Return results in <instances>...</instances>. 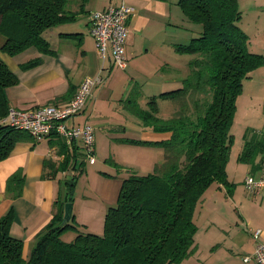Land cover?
I'll return each mask as SVG.
<instances>
[{
    "label": "crops",
    "instance_id": "0c3cea01",
    "mask_svg": "<svg viewBox=\"0 0 264 264\" xmlns=\"http://www.w3.org/2000/svg\"><path fill=\"white\" fill-rule=\"evenodd\" d=\"M252 2L256 15L264 17V0ZM110 3H124L133 9L127 19V65L121 69L113 65L109 51L104 60L100 58L89 31L90 12L104 9ZM237 3L240 8L241 0ZM76 9V5L71 8ZM83 9L75 19L46 30L44 37L52 52L42 53L32 46L15 55L0 50V59L18 79L4 89L7 106L24 109L65 104L83 76L99 73L104 77L103 82L92 88L83 109L66 123L92 124L97 159V141L101 140L99 135L96 137L97 132L109 144H142L156 147L160 152L162 146L153 142L168 139L171 132L154 130L138 118L132 105L146 109L150 97L180 87V80L185 77L183 68L194 55L180 54L174 45L189 41L197 29L186 21L177 0H88ZM247 34L250 51L264 54V20L249 28ZM38 56L41 57L39 64L26 69L21 67L22 63ZM158 102L157 98V105ZM235 103L229 128L232 142L225 167L230 186L213 182L204 197L201 196L197 203L202 201L199 206L204 207L205 212L201 232L197 227L191 254L175 264H258L253 259L244 261L243 257L253 252L257 241L264 242V187L249 192L243 179L248 174L258 177L264 162V63L243 79ZM4 119L5 116L1 117L0 122ZM130 132L140 138L131 137ZM122 139L150 143H130ZM57 141L65 145L61 138L53 135L19 141L12 152L0 160V217L13 209L10 234L22 240L24 257H28L36 235L52 218L56 199L64 198V181L74 172V152L77 153L75 158L81 159V149L76 142L65 151L73 157L70 156L69 167L53 176L51 171L63 159ZM109 151L101 157H106V162ZM46 161L52 166L45 167ZM156 163L159 162H154L152 168ZM18 169L24 174V188L19 196L13 197L6 191V181ZM106 173L105 176H109ZM121 180L118 175L103 177L101 199L113 200ZM91 207L92 211H86L73 200L74 219L79 230L101 234L109 206L98 202ZM247 228H260L259 237L253 238Z\"/></svg>",
    "mask_w": 264,
    "mask_h": 264
},
{
    "label": "trees",
    "instance_id": "16d2710c",
    "mask_svg": "<svg viewBox=\"0 0 264 264\" xmlns=\"http://www.w3.org/2000/svg\"><path fill=\"white\" fill-rule=\"evenodd\" d=\"M87 2L0 0V50L15 55L32 46L42 53L52 52L44 37L46 30L75 19ZM237 2L177 0L186 21L197 29L189 41L174 45L176 52L194 55L187 63L188 74L180 87L150 97L146 109L132 105L138 118L154 130L171 132L168 139L153 142L165 153L153 171L122 178L116 202L105 212L103 232L79 230L73 213L62 223L64 205L72 202L70 188L85 162L82 155L75 158L76 152L74 158L65 153L67 148L57 141L64 156L51 174L66 170L70 156L74 161V172L64 181V198L56 199L52 218L36 235L28 257L23 255L22 240L10 234L13 209L0 217V264H175L191 254L196 230L193 215L202 192L213 182L230 186L225 170L232 142L229 128L242 81L264 63V54L250 51L248 35L239 28L242 12ZM40 62L38 56L21 67ZM17 81L0 59V118L8 109L4 89ZM157 98L174 99L180 107L171 117L160 118ZM32 138L0 122V160L17 142ZM44 166L52 163L46 161ZM23 184L24 174L18 169L8 177L6 191L17 197ZM70 228L76 231L75 237L62 240Z\"/></svg>",
    "mask_w": 264,
    "mask_h": 264
},
{
    "label": "built area",
    "instance_id": "2783aa9c",
    "mask_svg": "<svg viewBox=\"0 0 264 264\" xmlns=\"http://www.w3.org/2000/svg\"><path fill=\"white\" fill-rule=\"evenodd\" d=\"M132 11V7L124 3L119 5L110 3L106 8L93 9L89 14V31L94 38L98 55L104 60L107 51H109L113 65L120 69L127 65L125 52L127 19ZM103 80L104 77L99 73L93 76H83L72 98L65 104H44L24 109L9 106L2 122L28 132L35 139L52 135L59 137L67 149H71L74 143L78 142L82 160L87 164H94L96 156L92 124L85 121L79 125H68L66 120L83 109L92 88L96 84L102 83ZM62 156L64 155L62 154ZM243 184L249 192L264 187V162H262L260 175L258 177L246 175ZM247 229L255 239L261 233L260 228ZM251 259L258 264H264V242L257 241L253 252L243 257L244 261Z\"/></svg>",
    "mask_w": 264,
    "mask_h": 264
},
{
    "label": "rangeland",
    "instance_id": "374dc122",
    "mask_svg": "<svg viewBox=\"0 0 264 264\" xmlns=\"http://www.w3.org/2000/svg\"><path fill=\"white\" fill-rule=\"evenodd\" d=\"M240 9L242 11V16L240 21L238 22V25L246 34L248 33L249 28L254 26L255 24H258L264 20V17L256 15L255 9L256 6L252 2V0H241ZM248 35V34H247ZM185 69V71H184ZM118 68L115 67L114 71H117ZM185 76L188 74V67L183 68ZM85 77V76H84ZM180 83L178 86L182 85V80H180ZM160 99V102H158V107L160 110V113H158V116L161 117H171L174 112H176L180 106L179 103L174 99ZM181 104V103H180ZM170 113V115H167V113ZM131 133V132H130ZM131 137L138 139L140 138L139 135H135L136 133H131ZM100 137V142H98L97 145V153H98V159L95 164H84L83 169L80 174L77 176V181L73 183V186L70 188V195L72 197V201L75 200L76 206L78 204L80 205V208L84 210H90L93 209V207L98 202H102L105 206H112L115 204V199H117V192L115 193V198L111 200L110 202H106L105 199H101V191H102V185H103V177H110L111 176H119L120 178H124L128 176L131 173H138V174H146L150 171H153L152 164L154 162H161L164 156V149L161 148L160 152H158L156 147H149L148 145L143 146L142 144H122V143H111L104 142L102 139V134L96 133V137ZM110 146V147H109ZM109 148V149H108ZM108 161L104 158H101L102 156H106L104 154H107L108 152ZM95 156H96V149H95ZM106 164V166L104 165ZM107 168H105V167ZM107 172L106 174H109V176H105L104 172ZM217 183V182H216ZM232 186L234 184L232 183ZM209 186L204 190L206 192L208 190ZM63 195L66 193V186L63 187ZM204 192H202V197H204ZM246 193V192H245ZM202 204V201H200ZM199 204V205H200ZM199 205L197 208V214L194 219V223L196 224V230L197 227L199 228V232H201L202 226L204 224V207L202 209ZM196 211V210H195ZM194 211V212H195ZM196 213V212H195ZM202 219V220H201ZM74 223L76 221L74 220ZM73 223V224H74ZM77 225V224H75ZM196 230L195 233H196ZM76 231L74 229H68L65 231V233L62 234V240L64 241H71L75 237Z\"/></svg>",
    "mask_w": 264,
    "mask_h": 264
},
{
    "label": "water",
    "instance_id": "95a60500",
    "mask_svg": "<svg viewBox=\"0 0 264 264\" xmlns=\"http://www.w3.org/2000/svg\"><path fill=\"white\" fill-rule=\"evenodd\" d=\"M72 215V202L71 201H67L64 205V215H63V221L62 223L67 222Z\"/></svg>",
    "mask_w": 264,
    "mask_h": 264
}]
</instances>
